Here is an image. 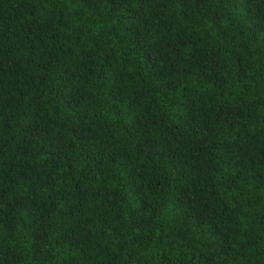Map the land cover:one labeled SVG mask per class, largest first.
<instances>
[{
    "label": "trees",
    "instance_id": "obj_1",
    "mask_svg": "<svg viewBox=\"0 0 264 264\" xmlns=\"http://www.w3.org/2000/svg\"><path fill=\"white\" fill-rule=\"evenodd\" d=\"M0 264H264V0H0Z\"/></svg>",
    "mask_w": 264,
    "mask_h": 264
}]
</instances>
